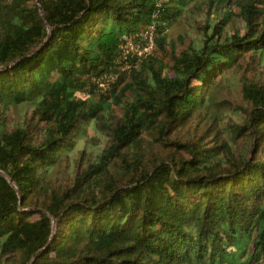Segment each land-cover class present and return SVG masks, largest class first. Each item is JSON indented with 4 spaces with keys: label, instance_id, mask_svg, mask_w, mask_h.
I'll use <instances>...</instances> for the list:
<instances>
[{
    "label": "trees",
    "instance_id": "obj_1",
    "mask_svg": "<svg viewBox=\"0 0 264 264\" xmlns=\"http://www.w3.org/2000/svg\"><path fill=\"white\" fill-rule=\"evenodd\" d=\"M227 85L220 143L173 138ZM260 152L264 0H0V264H264Z\"/></svg>",
    "mask_w": 264,
    "mask_h": 264
},
{
    "label": "rangeland",
    "instance_id": "obj_2",
    "mask_svg": "<svg viewBox=\"0 0 264 264\" xmlns=\"http://www.w3.org/2000/svg\"><path fill=\"white\" fill-rule=\"evenodd\" d=\"M210 12V15H214V10L212 9L209 4L205 3L202 6V12ZM189 14L191 16H184L179 22L175 24V26L169 30V37L170 39H173L175 44L177 45L178 49L186 47L192 39L197 35V31L195 30L193 25H197L199 22V15L194 13L192 9L189 10ZM240 25L238 21L233 23V27L231 29L232 32H234L235 27ZM181 36L182 38L180 39ZM247 72H250L251 76L255 74L254 70L249 69ZM221 78V75L217 77V80ZM235 90L230 88L228 85L224 87H219L216 89V100L215 106L212 107L209 114L206 116L207 119L200 122V124L195 128L194 125H188L187 127L181 129L178 131V133H175L173 135V138L178 137L183 142L189 141V140H195L201 139L205 141L208 146H212L216 144L218 141L220 143V139L226 136L225 132V126L227 124L233 125L232 121H228V117L225 115L228 113V106L223 104L219 105L220 102L226 100V102L230 101L231 104L235 103V100L239 97ZM238 102V101H237ZM229 104V103H226ZM240 104V103H239ZM232 108H234V105H231ZM241 106L236 107L234 110H240ZM234 126V125H233ZM96 133L94 130L90 127L88 128V137L94 136ZM215 135H218V139L215 140ZM87 138V137H86ZM247 145L245 137L238 138V142L234 146V150L236 153V156H239L242 152H244V147ZM82 146V143H78L77 149H80ZM94 145H92L93 147ZM253 156V153H249L248 158H251ZM259 157L263 158L264 153L260 152Z\"/></svg>",
    "mask_w": 264,
    "mask_h": 264
},
{
    "label": "built area",
    "instance_id": "obj_3",
    "mask_svg": "<svg viewBox=\"0 0 264 264\" xmlns=\"http://www.w3.org/2000/svg\"><path fill=\"white\" fill-rule=\"evenodd\" d=\"M167 0H157L158 5ZM156 26L151 25L148 29L142 31L139 36L130 40L124 45L126 56L135 58L137 62H141L144 58L154 53L157 42ZM118 74L106 75L99 78L97 82L103 89H108L111 83L115 82Z\"/></svg>",
    "mask_w": 264,
    "mask_h": 264
},
{
    "label": "water",
    "instance_id": "obj_4",
    "mask_svg": "<svg viewBox=\"0 0 264 264\" xmlns=\"http://www.w3.org/2000/svg\"><path fill=\"white\" fill-rule=\"evenodd\" d=\"M9 180H10V181H12V179H11V178H9ZM54 225H55V221H54Z\"/></svg>",
    "mask_w": 264,
    "mask_h": 264
}]
</instances>
